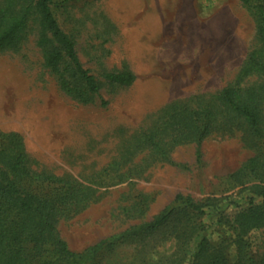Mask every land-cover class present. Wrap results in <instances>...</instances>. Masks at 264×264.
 <instances>
[{
    "label": "rangeland",
    "instance_id": "1",
    "mask_svg": "<svg viewBox=\"0 0 264 264\" xmlns=\"http://www.w3.org/2000/svg\"><path fill=\"white\" fill-rule=\"evenodd\" d=\"M37 3L0 0V21L8 10L28 16L22 33L0 49V134L20 138L10 148L0 139V152L6 151L0 167L9 170L14 150L22 151L33 172L89 189L85 202L57 219L69 248L92 257L101 242L175 208L167 225L106 247L92 264H192L203 238L214 248L198 264H219L226 240V264H264V223L240 238V249L232 243L236 204L263 203L252 193L259 180L249 171L235 174L252 160L264 164V98L259 136L218 100L230 85L264 86V78L244 72L250 54L264 58V2L196 0L190 18L181 4L162 12L161 24L160 11L137 9L142 0H51L79 63L96 78V94L66 55L56 71L46 68V52L61 47ZM126 72L137 77L132 85L108 80ZM172 108L213 109L214 131L200 146H172L159 136L169 144L164 156L139 149L145 134L164 127ZM188 198L205 205V214L184 210Z\"/></svg>",
    "mask_w": 264,
    "mask_h": 264
},
{
    "label": "trees",
    "instance_id": "2",
    "mask_svg": "<svg viewBox=\"0 0 264 264\" xmlns=\"http://www.w3.org/2000/svg\"><path fill=\"white\" fill-rule=\"evenodd\" d=\"M250 4L255 0H242ZM263 1L264 0H257ZM51 0H38L37 11L42 17L46 29L54 42L61 48L46 52L45 66L56 71L66 55L76 65L78 72L86 82L91 93H98L96 78L84 70L78 61L74 45L59 27L50 7ZM27 13L15 16L11 10L5 12L0 21V49L7 47L25 28ZM259 35L264 38V17L259 26ZM47 46L49 39L41 42ZM244 72L246 75L258 74L264 78V58L257 52L248 57ZM137 77L132 72L111 75L108 80L122 86L132 85ZM264 98V86L243 88L240 83L226 87L218 96L219 105L224 111L240 119L255 136L261 134V101ZM217 112L211 108L177 109L166 116L164 127L145 134L140 141L139 149L148 148L157 155H166L169 144L159 136L169 137L170 145L177 146L196 142L199 146L211 135L217 122ZM0 139L7 142L8 148L20 141L15 134H0ZM5 150V149H4ZM6 153L0 152V157ZM250 172L260 184L254 186L252 193L263 199L257 205L254 198L247 206L236 204L238 212L234 217L236 238L232 241L241 248L242 236L264 223V164L257 160L250 161L235 174L238 179ZM88 188L79 187L59 177L33 172L26 164V155L15 151L10 156L9 170L0 167V264H92L94 259L108 246L124 240L132 234L153 233L168 224L175 216L177 209L164 212L158 219L136 228L135 231L106 240L92 249V257L74 253L61 237L56 226L59 216L69 214L89 198ZM177 200L184 198L178 196ZM205 205L197 204L188 198L182 208L195 214L204 215ZM227 241V240H226ZM225 241V242H226ZM225 242L219 246L217 263L226 264L224 257ZM210 241L203 238L192 264H198L210 249ZM53 256L52 259L45 257ZM47 259V260H46Z\"/></svg>",
    "mask_w": 264,
    "mask_h": 264
},
{
    "label": "crops",
    "instance_id": "3",
    "mask_svg": "<svg viewBox=\"0 0 264 264\" xmlns=\"http://www.w3.org/2000/svg\"><path fill=\"white\" fill-rule=\"evenodd\" d=\"M181 4H185L188 17H191V11L193 6L196 4V0H142V6L138 7V10H153V11H160V19L162 23H164V17L162 12H167L168 10H178V6ZM167 14V13H166ZM182 21H180V24ZM162 47H159L161 50Z\"/></svg>",
    "mask_w": 264,
    "mask_h": 264
}]
</instances>
